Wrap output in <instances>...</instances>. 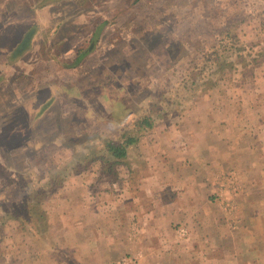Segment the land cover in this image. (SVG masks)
I'll list each match as a JSON object with an SVG mask.
<instances>
[{
	"label": "rangeland",
	"instance_id": "rangeland-1",
	"mask_svg": "<svg viewBox=\"0 0 264 264\" xmlns=\"http://www.w3.org/2000/svg\"><path fill=\"white\" fill-rule=\"evenodd\" d=\"M51 3L54 22L45 26L38 16ZM263 18L264 0H0V50L38 28L31 50L14 65L5 54L0 66V88L9 90L16 72L23 94L16 109L12 95L0 96L1 264L48 263L50 256L80 264L50 238L47 198L83 164L96 165L101 182L118 177L104 143L128 132L139 137L132 145L139 143L149 130L138 131L140 118H151L153 127L160 118L181 117L197 102L225 100V93L237 96L242 88L247 98L264 99V59L258 76L241 81L235 73L228 81L225 63L216 61H234L236 51L212 55L231 30L239 41L256 42ZM12 30L19 38H10ZM70 33L75 37L67 39ZM77 39L81 45H74ZM59 51L61 61L52 55ZM107 78L127 98L111 106L98 102ZM122 103L131 107L123 117ZM108 107L112 113L105 117ZM129 257L137 264L134 253L109 264Z\"/></svg>",
	"mask_w": 264,
	"mask_h": 264
},
{
	"label": "crops",
	"instance_id": "crops-1",
	"mask_svg": "<svg viewBox=\"0 0 264 264\" xmlns=\"http://www.w3.org/2000/svg\"><path fill=\"white\" fill-rule=\"evenodd\" d=\"M50 5L38 16L45 26L54 22ZM12 49L0 50V66L5 54L9 64ZM60 53L52 55L61 61ZM9 83L0 96L12 95L16 109L23 98L16 72ZM243 91L160 118L130 146L110 181L97 179L96 165L67 172L69 180L45 204L50 238L80 264H109L132 253L137 264H264V99ZM175 226L187 234L178 237ZM46 260L37 264H71Z\"/></svg>",
	"mask_w": 264,
	"mask_h": 264
},
{
	"label": "trees",
	"instance_id": "trees-1",
	"mask_svg": "<svg viewBox=\"0 0 264 264\" xmlns=\"http://www.w3.org/2000/svg\"><path fill=\"white\" fill-rule=\"evenodd\" d=\"M262 12L263 11H261V13ZM238 35H239L238 32H234L233 30L226 32L225 41L223 40L219 41L218 46L212 52V55L218 56V55H223V53H228V51L232 49L236 51L237 57L235 58L234 61L228 60L227 56H225V59L221 58V60L216 61L217 63L220 62L225 63V75L227 76L228 81H231L233 78L232 75H236V74H239L240 77L239 79L241 81L245 80L247 76L248 77L258 76L260 72L258 65L262 63L264 59V18H263V22H260V26L257 29V34L255 36L256 42H253L254 40L250 42L239 41ZM223 42H225V47L223 46ZM254 48L256 49L254 50ZM242 51L244 54L242 53ZM80 53L83 52L81 51ZM217 63L215 64L217 65ZM238 64L240 65L239 67ZM137 126L139 132L140 130L151 129L152 128L151 118L149 117L140 118L137 122ZM138 139H139L138 135H133L130 132L122 133L121 137L116 142L107 139L104 143V147H105V151L108 153L110 157L109 165L110 164L115 165L120 163L126 157L128 147L136 143ZM1 242L2 241L0 240V244ZM2 254L3 253L0 250V264L4 260Z\"/></svg>",
	"mask_w": 264,
	"mask_h": 264
},
{
	"label": "flooded vegetation",
	"instance_id": "flooded-vegetation-1",
	"mask_svg": "<svg viewBox=\"0 0 264 264\" xmlns=\"http://www.w3.org/2000/svg\"><path fill=\"white\" fill-rule=\"evenodd\" d=\"M100 87L102 90V95L99 99H97V101L102 103V104L109 102L108 106H111V105L116 104V102L120 101L121 97H122V99L127 98V97H125L124 92L118 91L116 83L111 79H108V78L105 79L98 88H100ZM69 93H70V91L68 90L67 92H65V95L68 97ZM130 108L131 107H129L128 105H125V103H122V110L120 111V115L122 114L121 115L122 117H123V115H126L130 111ZM108 109L109 110H106V109L104 110L107 112L105 117H107L108 114L112 113V107H111V109H110V107H108ZM114 111H115V109H114ZM113 116H115V114Z\"/></svg>",
	"mask_w": 264,
	"mask_h": 264
},
{
	"label": "water",
	"instance_id": "water-1",
	"mask_svg": "<svg viewBox=\"0 0 264 264\" xmlns=\"http://www.w3.org/2000/svg\"><path fill=\"white\" fill-rule=\"evenodd\" d=\"M37 27L33 26L29 28L21 37L20 42L12 49L10 56L8 57V63L12 64L16 62L19 58L24 56L26 52L31 50L33 37L37 31ZM89 50V49H88ZM0 75V81L2 80Z\"/></svg>",
	"mask_w": 264,
	"mask_h": 264
},
{
	"label": "built area",
	"instance_id": "built-area-1",
	"mask_svg": "<svg viewBox=\"0 0 264 264\" xmlns=\"http://www.w3.org/2000/svg\"><path fill=\"white\" fill-rule=\"evenodd\" d=\"M230 175L227 178V180L232 179V177ZM230 182H232V181H230ZM174 230H175V233L177 234L178 237H184L187 234V230L183 226H175ZM135 263H136L135 258L129 257V258H123L122 260L118 261L116 264H135Z\"/></svg>",
	"mask_w": 264,
	"mask_h": 264
}]
</instances>
